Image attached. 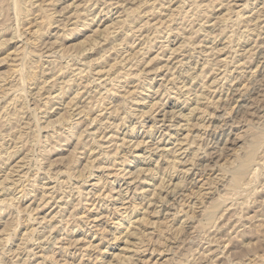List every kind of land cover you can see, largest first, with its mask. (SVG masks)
<instances>
[{
    "label": "rangeland",
    "instance_id": "374dc122",
    "mask_svg": "<svg viewBox=\"0 0 264 264\" xmlns=\"http://www.w3.org/2000/svg\"><path fill=\"white\" fill-rule=\"evenodd\" d=\"M0 95V264H264V0H0Z\"/></svg>",
    "mask_w": 264,
    "mask_h": 264
},
{
    "label": "bare ground",
    "instance_id": "6f19581e",
    "mask_svg": "<svg viewBox=\"0 0 264 264\" xmlns=\"http://www.w3.org/2000/svg\"><path fill=\"white\" fill-rule=\"evenodd\" d=\"M112 1V0H111ZM105 3H107V2H105ZM238 15V14H237ZM64 22H65V20H64ZM68 23V22H67ZM93 66V65H92ZM87 68V67H86ZM80 69V68H79ZM93 69V68H92ZM88 70V69H87ZM81 71V73H82V70H80ZM94 71V70H93ZM92 72V71H91ZM80 74V73H79ZM88 74H89V72H88ZM104 74H106V73H104ZM74 75V74H73ZM92 75V74H91ZM125 76H127V75H125ZM93 77V76H92ZM95 77V76H94ZM101 78V77H100ZM72 79V78H71ZM92 80V79H91ZM70 81V80H69ZM2 82V81H1ZM105 82H106V80H105ZM70 83H72V82H70ZM89 83V82H88ZM93 83V82H92ZM78 94V93H77ZM60 95V94H59ZM76 95V94H75ZM1 96V95H0ZM1 98V97H0ZM58 98V97H57ZM72 107V106H71ZM76 107H77V105H76ZM74 108H75V106H74ZM82 110H80V112H81ZM69 132V131H68ZM71 132H72V130H71ZM261 136V135H260ZM253 137V136H252ZM255 137V136H254ZM254 137L252 138V139H254ZM262 137V136H261ZM259 139V138H258ZM255 140H257L256 138H255ZM261 140H257V142H258V145H259V142H260ZM264 141V140H263ZM261 144V143H260ZM247 145H248V143H247ZM247 145H246V147H247ZM254 146H256V144L254 145L253 143H252V145H251V147L249 148L248 147V149L245 147V151H243V149H242V151L243 152H245L244 154H243V156L239 159V162L237 163L238 164V166L235 164V170H234V172H233V175H231V178H232V183H233V181L235 182V185H236V187L238 186V184L240 183V181H241V179L244 177V176H246V174L247 173H251L252 174V176L251 177H253V178H255L254 176H255V171L257 170H255V168L253 169V166H254V164H255V160H257L256 158L259 156V154H257L258 156H256V153H258V152H256L255 153V151H256V147H258V146H256L255 148H254ZM260 146V145H259ZM259 148V147H258ZM260 149H262V148H260ZM264 149V148H263ZM258 151V150H257ZM241 152V151H240ZM240 155V154H239ZM236 156H234V158H235ZM234 160H236L235 162H237V159L235 158ZM258 162H260V161H257L256 163H258ZM260 164V163H259ZM230 172V171H229ZM258 173V172H257ZM250 174V175H251ZM248 175V174H247ZM247 177H249V176H247ZM246 178V177H245ZM252 178V179H253ZM249 179H250V177H249ZM252 179H250L251 180V182L253 181ZM244 180H247L248 182H249V180L248 179H244ZM229 182H230V180H229ZM247 182V183H248ZM18 183V182H17ZM247 183L246 184H244L246 187L248 186L247 185ZM250 183V182H249ZM248 183V184H249ZM234 184V183H233ZM251 184V183H250ZM250 184H249V186H250ZM235 185H234V187H232L233 185H230L232 188H230V189H233V188H235ZM242 185V187H244V189H246L245 188V186L243 185V184H241ZM229 186V185H228ZM249 186H248V188H249ZM11 187V186H10ZM241 186H239L238 187V190H239V188L241 189L242 188ZM4 190V189H3ZM242 191H244L243 189H242ZM11 193V192H10ZM237 193V192H236ZM239 193V192H238ZM3 199H5V198H3ZM5 202V201H4ZM11 202V201H10ZM228 209V208H227Z\"/></svg>",
    "mask_w": 264,
    "mask_h": 264
}]
</instances>
